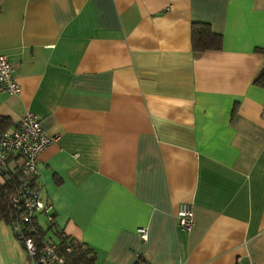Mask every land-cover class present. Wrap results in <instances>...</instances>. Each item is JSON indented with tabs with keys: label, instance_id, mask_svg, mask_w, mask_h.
I'll use <instances>...</instances> for the list:
<instances>
[{
	"label": "crops",
	"instance_id": "0c3cea01",
	"mask_svg": "<svg viewBox=\"0 0 264 264\" xmlns=\"http://www.w3.org/2000/svg\"><path fill=\"white\" fill-rule=\"evenodd\" d=\"M193 22L222 46L194 51ZM0 55L21 85L0 86L2 131L32 111L55 137L43 229L52 215L95 264H264V0H0ZM0 264H29L3 220Z\"/></svg>",
	"mask_w": 264,
	"mask_h": 264
},
{
	"label": "built area",
	"instance_id": "2783aa9c",
	"mask_svg": "<svg viewBox=\"0 0 264 264\" xmlns=\"http://www.w3.org/2000/svg\"><path fill=\"white\" fill-rule=\"evenodd\" d=\"M0 86L12 95L21 93V85L15 75V67L6 55H0ZM55 137L44 130L36 113L27 111L18 121L17 126L11 132L0 134V172L9 170V158L11 154L23 156V168L28 174H37L39 157L41 153L51 145ZM15 205L22 204L26 209L23 220L26 221L32 231L33 218L37 212L48 213L50 206L41 197V186H29L22 183L14 194ZM53 220V216H48ZM176 221L178 227L190 231L194 226V207L190 202L180 203L177 211ZM13 228L19 234L20 242L23 244L29 264H67L65 257L59 252L57 243L46 240L42 249L39 248L34 236L25 235L21 223H16ZM143 240L148 239V231L145 227L138 229ZM136 264H148L142 257H138ZM179 264H187L181 258Z\"/></svg>",
	"mask_w": 264,
	"mask_h": 264
},
{
	"label": "trees",
	"instance_id": "16d2710c",
	"mask_svg": "<svg viewBox=\"0 0 264 264\" xmlns=\"http://www.w3.org/2000/svg\"><path fill=\"white\" fill-rule=\"evenodd\" d=\"M222 41V35L214 31L209 23H192V47L194 51L218 49L222 46ZM257 82L264 83V69L257 77ZM6 123L7 119L0 117V134H2ZM36 179L37 174L26 173L23 166L0 172V220L11 226L21 223L25 235L34 236L40 249H42L46 240L57 243L58 250L65 257L67 264H95L97 260L96 252L91 247L64 235L53 220L47 221V228L43 229L39 224L38 215H35L32 223L35 231H32L29 224L23 220L26 209L22 204L15 205L14 194L22 183L26 182L29 186L38 185ZM49 232L52 235L48 239L47 234ZM16 236L19 240H22L19 234L16 233Z\"/></svg>",
	"mask_w": 264,
	"mask_h": 264
}]
</instances>
